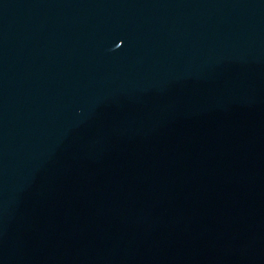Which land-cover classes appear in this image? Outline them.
<instances>
[{
  "label": "water",
  "instance_id": "1",
  "mask_svg": "<svg viewBox=\"0 0 264 264\" xmlns=\"http://www.w3.org/2000/svg\"><path fill=\"white\" fill-rule=\"evenodd\" d=\"M0 264H264V0H0Z\"/></svg>",
  "mask_w": 264,
  "mask_h": 264
}]
</instances>
